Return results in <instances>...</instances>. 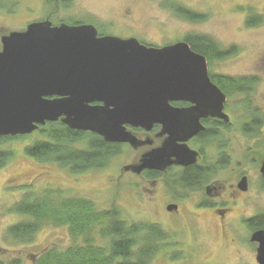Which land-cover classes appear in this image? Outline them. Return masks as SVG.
I'll return each mask as SVG.
<instances>
[{
    "label": "rangeland",
    "instance_id": "374dc122",
    "mask_svg": "<svg viewBox=\"0 0 264 264\" xmlns=\"http://www.w3.org/2000/svg\"><path fill=\"white\" fill-rule=\"evenodd\" d=\"M42 1L0 0V37L10 31L24 30L27 24L43 16L52 22L84 20L103 23L106 32L119 36L132 34L140 42L157 46L182 40L186 35L202 34L224 52H233H226L228 57L218 63V73L254 78V91L250 95L253 101L250 102H254L257 108H264V0H73L59 12L51 0ZM178 5L205 17L198 22L185 20L171 8ZM250 15L260 16L261 22L247 26L245 22ZM243 98L244 95H230L227 102L232 105L242 100L245 102L247 99ZM37 136V131H34L11 140L13 161L0 170L1 264H13V260H18V264H32L26 258L31 253L53 248L61 251L72 245L73 239L65 225H43L27 243L7 235L8 228L24 218L12 211L13 206L27 193H42L46 189H59L65 197L91 198L100 209L115 206L128 224L159 223L172 237V243L174 241L176 244L174 250L167 249L154 255L149 264H251L252 255L242 240L237 245L228 241L229 246L224 248L227 240L214 225L215 220L210 212L191 209L190 200H186L182 203L181 213L168 214L163 211L164 195L159 191L160 185L156 183L153 186L141 176L131 173L120 175L119 170H123V165L137 160L140 150L111 159L101 169L72 173L67 167L54 162H40L25 153V147L31 145ZM255 136L258 137L255 141L237 135L229 140L232 157L242 162L247 159L240 168L249 167L248 155L245 158V154L241 153L243 147L250 145L254 150L251 157L259 160V147L264 144V126ZM8 145V142L1 145L0 150H7ZM236 165L233 166L235 170ZM257 167L250 182L248 197L252 201L249 199L245 205L254 211L264 209V187L258 180ZM230 169L219 172V184L225 185L222 190L230 187L234 175ZM7 184L23 186L6 188ZM232 205L234 213L249 209L240 207L236 201ZM232 205L228 204L230 207ZM99 244H104L103 240ZM165 252L169 253L171 259L167 258Z\"/></svg>",
    "mask_w": 264,
    "mask_h": 264
},
{
    "label": "water",
    "instance_id": "95a60500",
    "mask_svg": "<svg viewBox=\"0 0 264 264\" xmlns=\"http://www.w3.org/2000/svg\"><path fill=\"white\" fill-rule=\"evenodd\" d=\"M0 43V136L30 134L60 120L136 148L149 141L126 125L150 129L160 123L167 138L132 167L139 173L162 169L171 155L192 162L195 153L175 143L202 129L200 117L227 119L221 112L225 95L208 77L205 58L184 41L156 47L135 37L98 35L91 24L52 27L43 21L3 35ZM172 100L194 106L176 109ZM260 173L264 177V160ZM252 239L259 244L257 262L264 264V230Z\"/></svg>",
    "mask_w": 264,
    "mask_h": 264
},
{
    "label": "flooded vegetation",
    "instance_id": "af4514ba",
    "mask_svg": "<svg viewBox=\"0 0 264 264\" xmlns=\"http://www.w3.org/2000/svg\"><path fill=\"white\" fill-rule=\"evenodd\" d=\"M51 1L54 3L53 5H55L56 8L55 10L59 12L61 8H67L72 3L73 0H51ZM42 2L44 3V0ZM3 7H5V5ZM6 8L9 9L10 6H7ZM183 8L187 11H190L186 9V7ZM197 14L199 13H196V15ZM44 17L45 16L31 23L48 21L50 22V25L52 27L59 26L61 24H68V25L91 24L97 29L98 35H113L121 38L134 37L132 34L119 36L116 33L106 32L103 23H95L93 21L86 22L84 20H69V22L58 20V22H52V20H49V18L47 17L44 18ZM29 24H27L24 27V30ZM183 41L190 46L189 42L185 40V38H183L182 40H175L172 43L169 42V44H173L176 42H183ZM164 45H168V44H164ZM164 45H160L159 47ZM153 46H157V45H153ZM200 55H202L205 58V62L207 66V74L211 82L215 84L220 89V91L225 95V101L223 103V108L221 112L227 116V119L220 118L218 116H210V115L205 117H200L198 121L202 129L198 131L195 135L186 139L185 141H177L175 143L177 145L183 144L190 151H193L195 153L193 161L190 162L191 157L190 159L187 158L178 159L175 155H171L169 157L170 163L165 165L162 169L145 168L139 173H134L132 171V167H134V165H138L141 163L140 160L143 157V155L151 149L162 146V144L165 142L167 138L166 134L161 133L162 125L160 123H154L150 127V129L126 125V129L129 130L137 139H139L140 141H145V140L149 141V143L141 144L136 148L131 146L128 142H123V143L108 142L102 138L107 143L116 144L120 146L119 152L114 154L109 159L108 162H110L111 159H114L118 156H123V155L125 156L127 152L140 150L137 160L135 162H131L123 165V170L122 171L119 170L120 175L131 173L136 176L137 175L141 176V178L144 181L150 182V184L153 186L156 185V183L160 185L161 187H158L159 191L164 195V200L162 201L163 211L168 214L178 215L179 213H181L182 203H184L186 200H190V205L192 207L191 209L194 210L196 208L204 209L202 211L210 212L211 218L215 220L214 225L217 226L218 231L223 233V236H225L223 238L227 240L224 248H227L229 246L228 241H231L233 244L237 245L242 240L243 243L250 250L249 252L252 255L251 258L252 260L250 261L251 264H259L256 259L257 249L259 244L256 240L252 239V236L254 233L264 230V222H259L257 220L258 217L264 216V209L260 211H254L252 208L246 207L245 205L248 204L249 199L252 201V199L248 197L251 188L250 182L252 178V173L254 172L255 167H257L258 161H259V166L257 167L259 170L258 180L260 184L264 187V177L260 173V167L262 161L264 160V144L262 145V147H259L261 150V154L258 158L259 160H257L255 156L251 157V153H253L254 150L250 145L248 147L247 146L243 147V151L241 153L245 154V158L246 155H248L249 157L248 160L249 167L247 169L240 168L241 165L245 161H247V159H245V161L243 162L241 160L236 161L235 157H232V154L230 152V147H228L229 146L228 144H229V140H232V138H234L236 135L242 137L243 139H247L248 141H255L254 139H258V137H256L255 134H258V130H261L262 127L264 126V117H263L264 108L260 106H258L257 108L254 102L252 103L250 102L253 101V99L250 96L251 93L254 91L253 85L251 87H246L244 89H240L237 87L233 89H229L227 87H221L220 84L224 77L238 78V77L223 75L221 73H218V71L216 70L218 63L222 61L224 58H227L228 55L222 57H216V56L211 57L203 54ZM230 95L232 96L244 95L245 98L243 99L244 100L247 99V100L245 102H243L242 100L241 102L233 105L228 104L227 101ZM169 104L171 107L176 109H190L194 106V103L188 100H172L169 102ZM245 125H249V129H250L249 131H246L244 129ZM207 130H213V133L211 135H206ZM21 136H26V135L0 136V146L8 142L9 148L4 151L10 153V156H8L5 164L2 167H0V170L2 168H5L9 163H11V161H13L12 159L13 151L12 148L10 147L11 140L15 138H20ZM125 149H127V151ZM232 153L234 154V151H232ZM236 163L237 165L235 170L233 166ZM193 168L200 169V173L202 174V176L199 178L197 183L194 184L186 183L185 182L186 180L184 181L183 179L184 172H187L188 170H192ZM222 169L224 170L230 169L234 171V175H232L233 176L232 181L229 183L230 187L228 188L225 187L224 190H222V186L225 185L224 184L220 185L219 184L220 181L218 180L219 172ZM212 170H214V173L212 172ZM243 180L245 181V186L242 188L241 183L243 182ZM20 185L23 186L22 184H17L18 187ZM17 186L7 184L6 188L17 187ZM235 201L236 204L238 203L240 204V207L245 206L246 208L249 209L246 210L240 209V211L234 213L233 210L234 208L232 204L235 203ZM228 204L232 205V207L228 206ZM169 206H175V209L169 210L168 209ZM120 218L123 219L121 217V214H120ZM155 224H158L163 229L165 234L164 239H158V240L156 239L154 241V246L157 248V252L155 253V255H158L166 251L167 249L174 250L175 247L174 245L176 244V242L173 241L172 243L171 241L172 237L168 235L167 231H165V229L159 223H155ZM185 230H184V234H185ZM228 236H229V240H228ZM183 239L184 238L182 237V240ZM165 254L168 259H171L169 253L165 252ZM38 256L39 253L37 254L31 253L30 256H26V258L29 259L32 264H37ZM150 261L151 259L147 262V264H149ZM1 263L2 260L0 261V264ZM18 263H19L18 260H13V264H18ZM200 264H210V263L206 262Z\"/></svg>",
    "mask_w": 264,
    "mask_h": 264
},
{
    "label": "trees",
    "instance_id": "16d2710c",
    "mask_svg": "<svg viewBox=\"0 0 264 264\" xmlns=\"http://www.w3.org/2000/svg\"><path fill=\"white\" fill-rule=\"evenodd\" d=\"M171 8L176 15L192 22L205 17L179 5ZM260 22V16L250 15L245 23L251 27ZM184 38L193 51L203 55L222 57L226 52L233 53L228 50L224 52L202 34L186 35ZM255 81L249 77H224L220 85L229 89H244L254 85ZM244 129L249 131V125H245ZM36 131L37 139L25 147V153L37 161L67 167L72 173L103 168L120 148L119 145L105 142L96 133L71 129L60 120L40 125ZM212 133L213 130L206 131V135ZM8 156L9 152L0 150V167ZM201 176L200 169L193 168L184 172L183 179L186 183L194 184ZM12 211L24 218L11 225L7 233L12 239L23 243L30 241L34 232L43 225L68 227L72 245L61 251L55 248L41 251L37 264H147L157 252L154 241L165 237L158 224H128L120 218V210L115 206L100 209L89 198L65 197L59 189L27 193L13 206ZM257 220L264 222V216ZM100 240L104 244H99Z\"/></svg>",
    "mask_w": 264,
    "mask_h": 264
}]
</instances>
